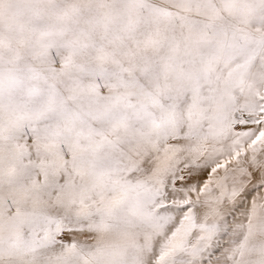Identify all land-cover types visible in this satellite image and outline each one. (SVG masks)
Wrapping results in <instances>:
<instances>
[{"label": "snow or ice", "instance_id": "snow-or-ice-1", "mask_svg": "<svg viewBox=\"0 0 264 264\" xmlns=\"http://www.w3.org/2000/svg\"><path fill=\"white\" fill-rule=\"evenodd\" d=\"M0 264H264V0H0Z\"/></svg>", "mask_w": 264, "mask_h": 264}]
</instances>
